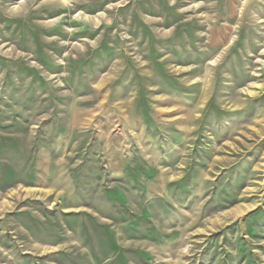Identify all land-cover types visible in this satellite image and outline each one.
Returning <instances> with one entry per match:
<instances>
[{"label":"rangeland","instance_id":"1","mask_svg":"<svg viewBox=\"0 0 264 264\" xmlns=\"http://www.w3.org/2000/svg\"><path fill=\"white\" fill-rule=\"evenodd\" d=\"M0 264H264V0H0Z\"/></svg>","mask_w":264,"mask_h":264}]
</instances>
